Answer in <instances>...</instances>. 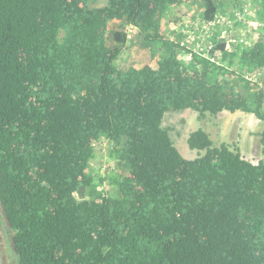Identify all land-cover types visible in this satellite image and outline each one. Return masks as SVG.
Masks as SVG:
<instances>
[{
    "label": "trees",
    "instance_id": "1",
    "mask_svg": "<svg viewBox=\"0 0 264 264\" xmlns=\"http://www.w3.org/2000/svg\"><path fill=\"white\" fill-rule=\"evenodd\" d=\"M186 1L0 0V209L15 264H264V162L201 128L188 160L163 126L188 109L264 121V84L248 77L264 72V0H251V42L223 35L248 26L244 6L222 22L238 0H201L198 31L213 35L200 47L162 34ZM137 37L161 56L121 69ZM99 143L115 167L96 179Z\"/></svg>",
    "mask_w": 264,
    "mask_h": 264
},
{
    "label": "rangeland",
    "instance_id": "2",
    "mask_svg": "<svg viewBox=\"0 0 264 264\" xmlns=\"http://www.w3.org/2000/svg\"><path fill=\"white\" fill-rule=\"evenodd\" d=\"M202 5L201 0H187L184 5L173 10L169 14V17L163 21L162 34L170 39H174L179 34L186 35L184 42L187 45L192 46V43H196L200 47L202 43L199 41L204 40L201 39L203 37L201 35L211 34L210 29L203 30V33H201V29L198 31ZM243 6L246 9L245 14L247 18L239 13L237 15H240V19L246 21L248 26H235L232 20L228 26L226 36L230 40L231 38L234 39L232 40L233 42L257 41L259 32L255 28L258 20V9L251 0H238L235 4L225 9L222 21H230L229 14L232 11H239V8ZM120 25V21H111L110 30L112 32L118 31L120 30ZM192 26L194 27L193 29ZM151 53L152 50L149 44H145L137 37L133 42L127 43L117 61V65L121 69L130 65L141 66L146 63L156 65L157 58L161 56V52L156 56H152ZM254 74L249 75V79L264 84V72L259 77ZM163 126L170 129L173 142L181 155L188 160H193L199 156L196 150L189 148L188 138L191 133L201 128L209 133L215 145L219 146L222 143H226L233 150L238 149L241 155L248 161L255 164L260 161L264 162V121L258 119L255 115L241 111L236 113L225 111L217 116L208 114L205 118L200 119L197 112L188 109L182 112L167 113ZM110 146L107 143L102 144V146L99 143L97 146L98 151L100 147H103L104 151L98 152L99 156L95 159L93 167L90 169V172L95 174L96 179L104 178L106 170L109 167L111 169L115 167L114 160L110 158L108 153L110 152ZM119 171H122L120 166L119 168L116 167V172ZM107 187L109 188V185L105 182L103 188L107 190ZM6 227V220L3 218L0 209V264H15L13 255L8 250L9 238L6 234Z\"/></svg>",
    "mask_w": 264,
    "mask_h": 264
},
{
    "label": "built area",
    "instance_id": "3",
    "mask_svg": "<svg viewBox=\"0 0 264 264\" xmlns=\"http://www.w3.org/2000/svg\"><path fill=\"white\" fill-rule=\"evenodd\" d=\"M218 22H220V21H218ZM222 22H223V21H222ZM137 33H138V29H137L135 26H133V25H128V26L126 27V34H127V38H128L129 40L133 39L134 36H135ZM223 35H226V32H224Z\"/></svg>",
    "mask_w": 264,
    "mask_h": 264
},
{
    "label": "crops",
    "instance_id": "4",
    "mask_svg": "<svg viewBox=\"0 0 264 264\" xmlns=\"http://www.w3.org/2000/svg\"><path fill=\"white\" fill-rule=\"evenodd\" d=\"M84 194L81 195V198H84V196L86 195L85 191H83Z\"/></svg>",
    "mask_w": 264,
    "mask_h": 264
}]
</instances>
